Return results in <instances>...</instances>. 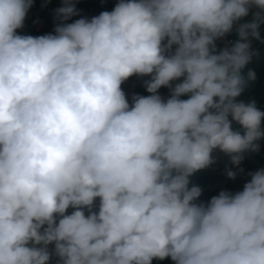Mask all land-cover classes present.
Segmentation results:
<instances>
[{"label": "clouds", "instance_id": "9594fccd", "mask_svg": "<svg viewBox=\"0 0 264 264\" xmlns=\"http://www.w3.org/2000/svg\"><path fill=\"white\" fill-rule=\"evenodd\" d=\"M32 6L0 0V264H264V169L206 203L189 187L264 138L237 100L264 0H118L72 23L64 0L54 34L20 35ZM134 75L149 95L130 104Z\"/></svg>", "mask_w": 264, "mask_h": 264}, {"label": "built area", "instance_id": "2783aa9c", "mask_svg": "<svg viewBox=\"0 0 264 264\" xmlns=\"http://www.w3.org/2000/svg\"><path fill=\"white\" fill-rule=\"evenodd\" d=\"M74 3L75 0H72ZM64 4V0H49V3L47 6L40 5L38 9L29 10L25 21L29 25V27L37 34V35H44L47 33H53L54 34V28L55 26L60 22L57 17L55 10L62 7ZM79 19L76 16L71 17L69 20L65 21V23H72L75 20ZM251 16L245 18V20H250ZM244 22V21H241ZM237 33L233 31L231 34L226 35L223 39L218 40V48H223L226 45H230V42L236 40ZM258 40H252L251 44L252 46L257 43ZM256 58L257 60L264 63V43L259 44L258 48L256 50ZM182 79V78H181ZM180 81H175V83H179ZM123 91L126 94V97L129 101L132 102L133 95H141L146 96L143 93L140 92L138 88V80L137 78L130 77L127 81H125L121 85ZM243 93V92H242ZM158 94L163 98L167 99L170 97V89L168 87H161L158 90ZM238 101H255V104L258 109L261 111H264V95L259 99H253V98H242V96L237 98ZM262 129H264V120H262L261 123ZM259 144V150L258 151H247L243 153V159L239 166L233 165L231 162L230 156L224 154L222 152L221 156H213L215 163H213L210 167L207 168V171L210 175L215 177H224L227 180L229 179L227 176V171L232 170L237 173L236 177L239 178V181L237 182L239 187H243L245 184L246 179H251L249 176V173L255 172L259 169H264V164L262 162L264 157V138L257 141ZM213 153L212 155H214ZM242 169V171H241ZM235 177V178H236ZM215 188L217 190H225V187L220 185L219 182L215 184ZM94 210H98L94 209ZM87 214V212H86Z\"/></svg>", "mask_w": 264, "mask_h": 264}, {"label": "trees", "instance_id": "16d2710c", "mask_svg": "<svg viewBox=\"0 0 264 264\" xmlns=\"http://www.w3.org/2000/svg\"><path fill=\"white\" fill-rule=\"evenodd\" d=\"M118 0H75L74 4L79 13L77 17L91 19L94 16H98L101 12L111 11L115 7ZM49 0H33V6L29 10L38 9L40 5L47 6ZM20 35H31L37 36L36 33L29 28H26ZM238 36H236V39ZM264 43V36L260 35V39L256 44L252 46V50L256 53L259 44ZM252 70L255 72V80L249 81L243 93L241 94L242 98H256L259 96L263 89L264 85V63L257 60L256 54L252 57L251 62L243 70L244 75H247V72ZM198 185L202 189V195L197 201L199 202H208L213 196L217 195L216 189L211 185V179L208 175L207 168L197 171L194 175L190 177V185ZM73 211L72 208L68 209V214H71ZM49 264H58V257L55 254L52 255ZM152 264H173L170 258L164 260H153Z\"/></svg>", "mask_w": 264, "mask_h": 264}, {"label": "crops", "instance_id": "0c3cea01", "mask_svg": "<svg viewBox=\"0 0 264 264\" xmlns=\"http://www.w3.org/2000/svg\"><path fill=\"white\" fill-rule=\"evenodd\" d=\"M26 28L31 29L29 27V25L26 23V21H24V27L22 29H18L17 33H22V31L25 30ZM259 32H260L261 36H264V23H262L260 25ZM37 36H39V35H37ZM217 45H218V41H217ZM132 77L137 78V80H138V88H139L140 92L143 93L144 95H149V93L146 91V88L144 86V81L150 79V77H148V76L139 77V76H135V75L132 76ZM181 98L182 99H187L188 97L184 96V97H181ZM129 103L131 104V101H129ZM233 127H234V129H239L240 126L237 125L235 122H233ZM213 153H215L213 156H216V157L217 156L219 157L222 154V152H220L219 150H214ZM262 162L264 164V157H263ZM208 175H209V177L211 179V185L214 187V189H216L215 188V184L217 182H219L220 185L225 187L226 191H229L231 193H236V192H239V191L243 190L244 186L243 187H239L238 184H237V182L239 181V178H237V177L235 179H232V180H227L224 177H215V176L210 175L209 173H208ZM249 180L250 179H246L245 183L248 182ZM216 192H217V195H218L220 190L216 189ZM98 205H99V199H97V201H96V208L95 209L98 208ZM49 248L51 250L52 248H54V245H50Z\"/></svg>", "mask_w": 264, "mask_h": 264}, {"label": "rangeland", "instance_id": "374dc122", "mask_svg": "<svg viewBox=\"0 0 264 264\" xmlns=\"http://www.w3.org/2000/svg\"><path fill=\"white\" fill-rule=\"evenodd\" d=\"M263 95H264V85H263V89H262L261 93L257 97V100H259ZM253 99H256V98H253Z\"/></svg>", "mask_w": 264, "mask_h": 264}]
</instances>
